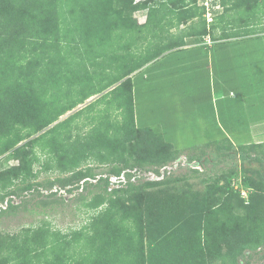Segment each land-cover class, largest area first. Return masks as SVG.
Here are the masks:
<instances>
[{"label": "trees", "instance_id": "obj_1", "mask_svg": "<svg viewBox=\"0 0 264 264\" xmlns=\"http://www.w3.org/2000/svg\"><path fill=\"white\" fill-rule=\"evenodd\" d=\"M221 4L224 11L208 23L207 8L199 0H0V157L12 151L18 160L0 171V201L20 191L34 190L35 185L49 190L74 186L95 177V165L115 164L113 171L119 173V165L148 167L179 159L182 148L137 120L131 76L172 44L160 49L147 46L151 53L137 60L131 59L135 53L131 57L114 54L116 61L111 59L105 65V52L97 50L94 40L124 28L127 38L133 40L129 50L146 46L149 38L136 34L135 41L129 32L151 23L155 10H166L164 15L173 17L167 24L164 15L159 18L155 28L160 33L155 40L160 44L173 27L197 17H205L203 34L209 32L207 24L211 31L222 25L224 36L264 33V0H221ZM140 10H148L144 24L134 15ZM109 69L117 70L118 75L107 81ZM101 77L103 84L92 85ZM237 145L243 158L258 153L263 158L256 159H264V142L235 144L229 138L217 139L201 150L214 146L218 151L232 150ZM37 165L58 175L37 181L42 172L36 170ZM102 180L105 185L101 191L91 197L81 196L87 210L98 213L93 221L71 232L26 227L4 250L0 245V264H150L143 211L133 208L141 187L129 183L127 188L109 190V179ZM175 180L148 181L143 186L154 189ZM228 184L218 181L212 190L227 191ZM149 194L150 214L181 215L179 199L171 190L165 187ZM262 194H253L255 204L264 198ZM57 201L43 199L40 203L47 207ZM207 208L205 218H197V222L204 226L205 244L211 249L217 247L211 237L214 228L225 229L242 219L220 203L210 202ZM191 228L185 230L186 239L197 231Z\"/></svg>", "mask_w": 264, "mask_h": 264}, {"label": "rangeland", "instance_id": "obj_2", "mask_svg": "<svg viewBox=\"0 0 264 264\" xmlns=\"http://www.w3.org/2000/svg\"><path fill=\"white\" fill-rule=\"evenodd\" d=\"M202 2L203 0H199V4ZM219 2L221 3V0ZM223 11L224 6L221 4L219 9H213L214 16L216 14L218 16ZM136 13L134 14L136 18L140 16L139 21L140 19L144 20V17L141 16L146 15L145 11L139 12L142 13L139 15ZM164 13L166 14V10L163 12L162 10H155L152 14L151 23L143 27L142 30L137 29L129 32L133 33L132 36L135 41L136 34L150 39L146 46H142L144 49L142 47L133 51L128 49L133 40L131 37L127 38V31L124 28H120L114 33L107 32V34H103L101 39H95L97 50L102 49L105 52L102 63L106 65L111 59L116 61V58L112 56L114 54L117 57L124 53L131 57L135 53L136 55L131 57L135 60L142 59L150 54L151 50L147 46L153 45L151 48L156 49L160 44L156 41L160 30L155 27L159 24V18ZM181 14L182 12L179 13V15ZM163 17L166 18V24L173 19L170 14ZM176 18L178 19V16ZM137 42L138 45L143 44L141 41ZM255 46V51H257V47H259L257 43L254 45L249 43L247 47L253 48ZM242 47L245 49L246 44L235 43L233 54H236L234 63H237L240 67L238 69L239 78H242L241 82L246 84L243 92L245 99L240 101V95L237 94L238 90L236 88V76H233V82H229V85L237 93L234 91L235 97L226 96L225 101L231 104L230 112L234 115V120L238 122L234 124L237 125L235 131L238 137L243 138V140H238L237 143H245L246 139L250 142H264V67L260 65L255 68L254 64L251 63L248 65L245 57L241 54L244 51ZM249 59L251 62L262 61L264 56L255 52V54L249 55ZM107 72V81L118 75L115 69H109ZM102 78L96 80L92 85L98 87L99 84H103ZM89 82H86L88 87ZM105 92L95 95L87 102L80 104L77 108L63 115L60 120L83 108ZM156 95L157 93L152 94L145 91L144 87L137 85L135 91L136 116L141 123L148 119L161 120L162 122H166V120L173 121L171 117L168 118L169 116L164 118L159 112L157 115L154 110L161 104H171L172 107H175L173 94L167 91L163 96L161 92L160 95ZM238 103L242 104L241 113L237 112L235 106ZM225 114L226 112L223 109H219L217 114L219 123H208L209 126L206 127V130L211 132L210 135L203 132L202 123L200 122L198 124L192 123V121L190 123L183 121L182 128L176 127L174 123L167 124L169 126L168 135L174 136L178 148H183L189 144L199 145L192 147L177 160L148 167L133 166L124 168L119 165L117 166L119 173L113 171L115 164L98 166L94 164L96 176L79 181L74 186L64 189L55 186L52 190H49L35 185L34 190L20 191L16 195L8 196L4 201H0V245L2 250L26 227L46 226L64 232H71L74 229H80L88 225L98 213L87 210L81 196L91 197L95 192L101 191L105 185L102 179L108 178L109 190L117 187L127 188L129 183L141 187L139 193L135 196L133 208L143 211L150 264H264V219L260 220L264 216V198L260 200L259 204H255L253 201V194L257 191L264 195V159H256V157L263 158L262 155L252 153V157L243 158L238 145L232 150L222 149L218 151L215 146L214 148L205 149V152L201 150L204 144L210 142L207 140L208 136H219L221 134L219 132L220 126L228 124L224 122ZM84 127V130L88 129V126ZM44 159L43 161H45ZM17 163L18 160L10 151L0 157V171ZM39 169H42V172L37 181L54 179L58 175V173L52 171H45L42 165L36 166V170ZM123 172H125L126 181L119 182L118 180L121 179H118L115 182L112 180L114 175H122ZM170 178L178 180L162 184L154 189H145L143 186L148 181ZM218 181L224 186L229 183L228 187L230 189L219 193L214 192L212 185ZM165 187L168 191L174 192L175 197L179 199L181 215L156 217V214H150L147 209L150 203L149 193L154 190L159 191ZM231 188L234 190H231ZM52 192L55 195L50 197ZM43 199H58V201L46 207L40 203ZM210 202L212 204L220 203L228 207L234 215H238L242 219L240 224L232 223L234 225L227 226L225 229L218 230L214 228L211 237L214 240L216 239L217 247L211 249L205 244L204 226L197 222V218H205V211L208 210L207 204H210ZM187 227H194L197 231L186 239L185 230Z\"/></svg>", "mask_w": 264, "mask_h": 264}, {"label": "crops", "instance_id": "obj_3", "mask_svg": "<svg viewBox=\"0 0 264 264\" xmlns=\"http://www.w3.org/2000/svg\"><path fill=\"white\" fill-rule=\"evenodd\" d=\"M144 11L147 16H141L144 17V20L140 19V24L147 22L148 10H140L136 13L139 15L142 14L139 12ZM139 17H137L138 20ZM204 18L197 17L187 22H182L180 26L173 27L168 32L167 39L163 38L160 46L156 48H164V44L167 43H171L172 47L161 52L160 55L131 74L135 82V91L137 85H139L152 94L157 93V95H160L161 92L163 96L167 91L173 94L175 107H172L171 104H161L159 107L154 108L157 115L159 112L164 118L169 116L168 118L171 117L173 121L166 120V122H162L161 120L148 119L143 123L139 121V123L144 127L153 128L154 131L161 134L174 146H177L175 144L176 139L174 136L168 135L169 126L167 124L174 123L176 127L182 128L183 121L189 123L192 121V123L198 124L200 122L202 123L203 132L210 135L211 132H207L206 127L209 126L208 123L218 122L217 114L219 109H223L226 112L224 122L228 124L220 126L219 132L221 134L219 136H208L207 140L229 138L235 144H237L238 140H243V138L238 137L235 131L237 130V125L234 124L238 122L234 120V115L230 112L231 104L225 101L226 96L235 97L236 95L234 93L236 90L229 85V82H233V76H236L235 81L238 90V93H236L240 95V101L245 99L243 92L246 84L241 82L242 78H239V65L234 63L236 54H233V48L235 43L246 44L245 49L242 47L244 51L241 49L243 51L241 54L245 57L248 65L251 63L254 64L255 68L260 65L264 67V59L253 62L249 59V55H253L255 52L264 56V33L224 36L222 35V32H224L222 25L211 31L210 24H207L209 32L203 34ZM249 43L252 45L257 43L259 46L257 51H255L256 46L248 48ZM235 106L237 112L241 113L242 104L238 103ZM151 108L153 109V107ZM152 109L150 110L152 111ZM249 142L250 140L246 139L245 143ZM189 145L182 148L183 154H186L192 147L199 146Z\"/></svg>", "mask_w": 264, "mask_h": 264}, {"label": "built area", "instance_id": "obj_4", "mask_svg": "<svg viewBox=\"0 0 264 264\" xmlns=\"http://www.w3.org/2000/svg\"><path fill=\"white\" fill-rule=\"evenodd\" d=\"M138 1H141V0H136V2ZM202 4H204L207 8L205 16L208 22L213 21L214 19L213 9H219L221 7V3L219 2V0H203ZM112 178H113L112 180H114L115 182L118 179H121V180H118L119 182H122V180L126 181L125 172H123L122 175H114Z\"/></svg>", "mask_w": 264, "mask_h": 264}, {"label": "clouds", "instance_id": "obj_5", "mask_svg": "<svg viewBox=\"0 0 264 264\" xmlns=\"http://www.w3.org/2000/svg\"><path fill=\"white\" fill-rule=\"evenodd\" d=\"M142 1H146V0H141V1H138V2H136V0H135V3H139V2H142ZM208 21V20H207ZM210 23V22H209Z\"/></svg>", "mask_w": 264, "mask_h": 264}, {"label": "water", "instance_id": "obj_6", "mask_svg": "<svg viewBox=\"0 0 264 264\" xmlns=\"http://www.w3.org/2000/svg\"><path fill=\"white\" fill-rule=\"evenodd\" d=\"M92 100V99H91Z\"/></svg>", "mask_w": 264, "mask_h": 264}]
</instances>
